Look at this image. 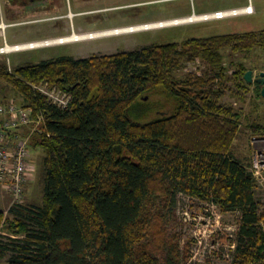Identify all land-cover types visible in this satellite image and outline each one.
<instances>
[{"label":"trees","instance_id":"obj_1","mask_svg":"<svg viewBox=\"0 0 264 264\" xmlns=\"http://www.w3.org/2000/svg\"><path fill=\"white\" fill-rule=\"evenodd\" d=\"M256 49L264 50V31L15 70L0 60V82L23 97L19 106L35 119L44 117L29 148L45 154L43 202L10 209L14 218L4 229L14 238L0 242V259L10 253L9 264H162L156 251L166 249L165 215L154 206H174L184 193L240 213L231 264H264V205L251 162L232 152L242 115L221 104L218 88L228 78L225 51ZM196 59L215 76L179 79ZM247 71L241 63L234 72L239 92L249 87ZM42 82L71 94L67 110L33 88ZM251 128L264 133L259 124ZM3 219L0 211V226ZM170 255L166 264H181Z\"/></svg>","mask_w":264,"mask_h":264},{"label":"rangeland","instance_id":"obj_2","mask_svg":"<svg viewBox=\"0 0 264 264\" xmlns=\"http://www.w3.org/2000/svg\"><path fill=\"white\" fill-rule=\"evenodd\" d=\"M29 1L22 3L21 1L15 3L14 0L0 1V47L70 36L74 33L98 32L173 20L247 5L253 6L254 13L0 55V60L5 61L10 70L64 56L80 60L94 55H112L148 46L182 43L195 38L264 31V0H41L34 3ZM2 23L6 25L4 29L1 27ZM225 62L229 72L228 78L218 84V88L223 89L220 102L226 106H233L242 115V125L233 143L232 152L239 161L246 163L249 159L251 162V139L258 134L251 125L259 124L264 129V99L258 95L256 83L248 84L247 90L239 92L232 78L241 63L258 78L261 72H264V50L256 49L250 54L226 50ZM188 65L177 72L179 79H184L188 75L194 76L190 74ZM198 68L199 71H206L211 77L215 76L203 60ZM23 101V97L12 87L0 82V105L9 103L20 105ZM30 154L35 171L33 181L26 187L23 204L41 205L45 188L43 165L45 154L40 147L32 148ZM0 190L2 191L0 209L4 212L3 224L0 226V242L6 243L10 238H14L4 229L6 221L14 218L10 213L13 199L1 184ZM255 193L256 200L264 205V189H257ZM154 210L162 213L164 211L165 215L162 231L166 249H163L162 245L156 251L162 264H166L169 252L173 260L179 258L181 264L232 263L240 213L225 214L219 207L184 193L179 195L174 206L163 209L162 205L157 203ZM10 258L11 254L8 253L4 259H0V264H9Z\"/></svg>","mask_w":264,"mask_h":264},{"label":"built area","instance_id":"obj_3","mask_svg":"<svg viewBox=\"0 0 264 264\" xmlns=\"http://www.w3.org/2000/svg\"><path fill=\"white\" fill-rule=\"evenodd\" d=\"M253 13V6L247 5L200 15H202L203 21H210ZM1 25H4V23ZM39 43L42 45L47 44L46 47L53 46L51 39L31 42L30 45L33 46ZM7 47L9 45L0 47V55L8 53L5 52ZM15 47V52L28 50L17 49L19 45ZM201 61L196 59L189 63V72L195 77H202L204 74V70L199 71L200 68H198ZM33 88L45 96L49 103L61 110H67L71 104V94L56 86L52 87L49 82L33 85ZM0 121V184L11 194L13 199L11 206L14 207L23 204L26 187L29 182L33 181L35 170L30 160L29 143L36 133L42 132L44 117L38 116L35 119L32 109L9 103L0 105ZM251 145L252 158L249 170L256 181V190L264 189V133L252 136Z\"/></svg>","mask_w":264,"mask_h":264},{"label":"bare ground","instance_id":"obj_4","mask_svg":"<svg viewBox=\"0 0 264 264\" xmlns=\"http://www.w3.org/2000/svg\"><path fill=\"white\" fill-rule=\"evenodd\" d=\"M204 20L202 18V15H195V16H189V17H184V18H178V19H173V20H166V21H160V22H154V23H146L142 25H136V26H129V27H122V28H115V29H110V30H104V31H98V32H90V33H82V34H77L74 33L70 36H63V37H58L51 39L52 40V45L56 44H65V43H71V42H77V41H84V40H92L95 38L99 37H104V36H111V35H117V34H122V33H129V32H136V31H143V30H149V29H155V28H163L167 26H173V25H178V24H185V23H192L196 21H201ZM2 28L6 27V25H1ZM31 42L29 43H23V44H16L19 45V48L17 49H31V48H40V47H46L47 44H37V45H30ZM16 45H9L5 49V52H14L16 49Z\"/></svg>","mask_w":264,"mask_h":264},{"label":"water","instance_id":"obj_5","mask_svg":"<svg viewBox=\"0 0 264 264\" xmlns=\"http://www.w3.org/2000/svg\"><path fill=\"white\" fill-rule=\"evenodd\" d=\"M245 80L248 84H253L257 81V83L262 86L261 96L264 99V72H261L260 76L256 80L253 71L249 70L245 74Z\"/></svg>","mask_w":264,"mask_h":264},{"label":"flooded vegetation","instance_id":"obj_6","mask_svg":"<svg viewBox=\"0 0 264 264\" xmlns=\"http://www.w3.org/2000/svg\"><path fill=\"white\" fill-rule=\"evenodd\" d=\"M20 1H21V3H22V2L27 1V0H14L15 3L20 2ZM39 1H41V0H30L29 2H33V3H34V2H39ZM255 79L257 80V78H255ZM256 82H257V81H255V83H256ZM261 87H262V86H261Z\"/></svg>","mask_w":264,"mask_h":264},{"label":"crops","instance_id":"obj_7","mask_svg":"<svg viewBox=\"0 0 264 264\" xmlns=\"http://www.w3.org/2000/svg\"><path fill=\"white\" fill-rule=\"evenodd\" d=\"M239 8V7H238ZM31 188V186L29 185L28 186V189H30ZM2 191L0 190V203H1V200H2V193H1ZM0 211H2L1 209H0Z\"/></svg>","mask_w":264,"mask_h":264}]
</instances>
